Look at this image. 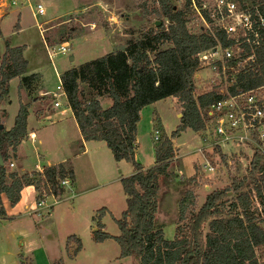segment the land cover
Masks as SVG:
<instances>
[{
    "label": "trees",
    "instance_id": "trees-1",
    "mask_svg": "<svg viewBox=\"0 0 264 264\" xmlns=\"http://www.w3.org/2000/svg\"><path fill=\"white\" fill-rule=\"evenodd\" d=\"M158 1L160 9L155 12L166 21L154 25L140 38L128 40L124 48L61 75L68 106L83 139L105 141L117 161L124 159L134 167L131 175L121 177L127 208L119 218L113 217L120 233L113 235L105 230L102 219L109 210L103 207L93 217L97 225L93 239L96 242L114 239L120 246V257L131 256L140 264H264V218L251 208L254 199L264 205V154L259 150L255 151L245 176H234L228 186L208 193L201 207L189 218L187 210L194 199L191 191L185 194L180 201V223L173 239H166L163 228L156 224L159 180L169 174L175 156L173 140L187 128L203 129L202 110L227 95L215 89L195 94V75L199 70L197 54L212 47L215 38L189 28L188 22L194 15L190 0L182 5L173 0ZM232 1L244 7L249 3L259 4L264 14V0ZM16 26L19 28V23ZM71 39L69 36L61 43ZM257 61L256 71L237 74L235 83L229 86L230 93L264 84V44L258 50ZM27 72L24 47L7 43L0 66L1 218L7 217L3 195L14 206L20 201L22 190L34 185L40 202L42 185L47 195L59 197L66 191L61 180L66 177L72 182L75 180V173L67 162L23 174L8 165L10 151L16 150L28 135L30 102L20 104L14 125L9 129L2 123L7 112L1 105L9 95L13 78L20 77V86L27 89L40 78L38 73ZM82 84L92 91L86 94ZM104 95L112 99L108 107L102 105ZM170 96L177 100L176 108L182 114L180 123L170 135L159 126L163 136L155 145L156 162L146 168L136 157L141 112L145 106ZM41 98L43 96L32 100ZM36 113L40 116L42 109ZM72 241L76 246L70 252ZM67 249L70 257L77 255L82 249L81 238L69 236Z\"/></svg>",
    "mask_w": 264,
    "mask_h": 264
},
{
    "label": "rangeland",
    "instance_id": "rangeland-1",
    "mask_svg": "<svg viewBox=\"0 0 264 264\" xmlns=\"http://www.w3.org/2000/svg\"><path fill=\"white\" fill-rule=\"evenodd\" d=\"M179 1L173 0L178 5H182L185 0ZM39 3L45 8L44 14L38 12ZM2 7L9 9V12L2 24L0 52L5 53L7 43L11 46H23L24 50L26 47V54L29 55L32 65L43 73V79L40 77L36 82H32L30 89L25 88L28 90L26 102L29 100L30 105L37 101L32 100L33 98L43 96L40 94L43 91L56 89L61 79L57 73L62 75L68 69L122 49L128 40L138 39L158 21H166L165 17L161 20L155 12L160 9L158 0H8ZM192 22L189 27L196 30L198 26ZM18 23L21 24L20 30L16 26ZM69 36H72L69 42L70 50L66 53L56 52L50 58L46 45L52 51ZM70 56H74V59L70 60ZM198 72L200 76H195L196 95L213 89L221 92L223 83L218 76L208 69ZM82 87L86 94L92 91L86 84H82ZM13 91L14 85L10 92L14 100L10 106V116L6 126L3 124L8 129L14 124L15 111H19V104L15 101L16 92ZM9 100L8 95L5 101ZM61 100L63 107L67 108L66 98L62 97ZM39 101L44 108L55 109L49 94ZM101 101L104 107L112 103L108 95L101 97ZM154 109L153 104L148 105L138 131L142 139L139 154L141 157L145 156L148 162L151 153L154 154L152 146L163 136L159 131V138H155V130L161 126L158 118L155 119V130L150 124L149 114L152 115ZM157 109L164 117L167 130H175L182 115L177 117L178 109L173 98L159 101ZM202 112L205 127L200 131L189 128L181 138L177 137L179 145L174 147L175 157L171 162L169 174L161 176L159 180L156 224L163 228L165 238L169 240L174 238L180 223V201L185 194L191 191L194 199V204H190L187 210L189 218L201 207L208 193L228 186L234 176H245L248 173L249 158L253 155V150L255 151V144L249 141L247 144H216L214 122L206 108ZM63 122L71 125L68 133L73 144H66L63 140L54 138L47 129L40 134L44 139L42 145L36 144L39 147L38 153L43 154L44 150L49 161H57L78 149L83 150L80 147L81 135L77 132L78 126H74L76 119L70 111L63 121L55 123L54 127ZM93 144L91 140L87 153H81L68 160L76 180L67 187L68 190L66 188L67 192L61 195L64 197L58 204L51 209L44 207L48 210L43 211L34 206L32 213L24 215V219L17 223L0 219V264H140L131 256L120 257V246L114 239L105 245H99L93 239V232L97 228L93 217L99 209L107 207L116 217H120L122 211L127 208V195L121 183V175L125 173L124 167L115 161L105 141H102V147L97 143ZM27 146L29 150L26 151L28 160L23 165L25 169L35 167L39 162L46 163L29 142L25 147ZM13 157L11 161H15L16 155L13 154ZM11 161L8 165L13 170ZM210 166L214 169H209ZM19 167L21 169V166ZM41 191L43 199L50 196L47 195L44 185ZM259 202L254 199L251 208L264 218V205ZM106 214L107 218L102 219L103 223L106 221L105 230L118 235L120 229L112 213ZM208 230L207 225L205 231ZM71 235L80 237L84 246L76 259L70 257L67 249ZM74 242L69 246L70 252L76 246Z\"/></svg>",
    "mask_w": 264,
    "mask_h": 264
},
{
    "label": "built area",
    "instance_id": "built-area-1",
    "mask_svg": "<svg viewBox=\"0 0 264 264\" xmlns=\"http://www.w3.org/2000/svg\"><path fill=\"white\" fill-rule=\"evenodd\" d=\"M190 7L194 17L188 26L192 21L198 26L192 31L208 33L215 38L212 47L197 54L198 71L208 69L218 76L223 83L221 93H227L206 108L214 122L216 144H247L249 141L255 144V151L264 154V84L247 90L239 89L237 93L229 92V86L235 83L238 73L257 70L258 50L264 44V14L260 5L249 3L244 7L232 0H190ZM37 8L39 14L45 13L42 3L37 4ZM46 48L52 58L56 52H68L71 45L66 41L52 51L48 45ZM196 74L198 76L199 72ZM57 75L61 77V74ZM40 94H49L53 106L62 112L69 107H63L61 98H67V95L61 79L55 90ZM155 131V138L158 139L159 130ZM253 155L249 158V167ZM10 165L14 166V163L10 162ZM61 184L67 188L72 181L66 177ZM44 200L39 204H43Z\"/></svg>",
    "mask_w": 264,
    "mask_h": 264
},
{
    "label": "crops",
    "instance_id": "crops-1",
    "mask_svg": "<svg viewBox=\"0 0 264 264\" xmlns=\"http://www.w3.org/2000/svg\"><path fill=\"white\" fill-rule=\"evenodd\" d=\"M6 1H8V0H0V11H1L0 12V37L3 36L2 24H3L4 20L6 19V16H7L8 12H9V9H6V8H3L2 7L3 4L6 3ZM20 27H21V24L19 23V30H20ZM68 42H70V41H68ZM24 51H25L24 56H25V58L28 61V72H27V74L38 73V74H40L41 79H43V73L40 70H38V68L36 66H33L32 65V62H31V59H30L29 55L26 54L27 51H28V49L26 47H25V50ZM3 54H4V51L3 52H0V66H1V58H2ZM13 85H14V91H13V93L16 92V96H15V99L16 100L15 101H17V103L19 104V107H20V104L21 103H28L29 102V100L26 102V100L28 99V98H26L27 95H28V92H27L28 90H26L25 87L24 88H21V86H20V77L13 78L10 81V91H9L10 100H9V102L4 100L2 102V105H1V107L3 109H5L6 112H7V116L4 117V119H3V124L5 126L7 124V119L10 116V112H11L10 111V106H11L12 102L14 101L12 99V95L13 94L10 93L11 90H12V86ZM19 86H20V90H19ZM39 90H40V92H42L41 89H39ZM43 92H48V91H43ZM167 98H173L174 103L177 102L176 98L173 97V96H170V97H167ZM161 100H163V99H161ZM161 100H158V101L152 103L154 105V108L155 109L153 110V112H151L152 115L149 114V116H150V124H151L152 128L155 130V119L158 118L160 120L161 126L164 129V133H166L167 135H170L172 133V131L169 132L167 130V127L165 126L164 117H162L160 111L157 109V104ZM109 104L110 103H108L107 107L110 106ZM30 106L31 107L29 109L30 110V113H29L28 125H27L28 135L17 146L16 150H11L10 151V154H9L10 155L9 161L13 160V158H14L13 157V154L16 155L15 161H11V162L14 163V166H13L14 167V169H13L14 171L18 172L19 174H23L25 172H30L32 170H42L44 166H48L50 164L59 163V162H68V160L70 158H73L75 156H78L81 153H87L88 152V145H89V143H90L91 140L90 141L84 140L83 137H82V135H81L80 129L78 127V131L77 132L78 133L80 132V135H81L80 136L81 137L80 138V140H81L80 147L83 148L82 151H81V149L75 150L73 153L71 152L69 155L62 157L61 159H59L57 161H49V159H47V157H46V154H45V151L44 150H42L43 151V154L38 153L39 147L36 144L39 143L40 145H42V143L44 142V139L40 136V134L45 129H47L46 131L50 132L52 134V136H54V138L61 139L64 142H66V144H68V143L69 144H73V142L71 140H69L70 137H69V133H68L69 132V126H71V125L68 126V124L66 122H63L62 124H59L57 127H54V125L57 122L63 121V118L65 116H67V114L69 113V111L72 114V117L74 119H75V116H74L73 111L71 110L70 107H68L65 112H62L58 108H55L53 110H50V109L44 108V105L41 104V102L39 100L32 102ZM147 107H148V105L145 106L142 109L141 119H140V121L138 123V131H139L141 122L144 119V111L147 109ZM38 109H42V114L40 116L37 115V113H36ZM15 112H16V115H17L18 111H15ZM180 114L181 113L178 112L177 117L180 118ZM74 126L75 127L78 126L77 121L75 122ZM76 130H77V128H76ZM138 131H137V144H138V148H137V152H136V157H137V160L140 163H142L146 168H148V167L153 166L155 164V162H156L155 143L152 146L153 147L152 149L154 151V154L151 153V158H150V161L148 162L146 160V157L145 156L141 157V154H139L140 153L139 152V149H140V147L142 145V139H141L140 135H138ZM187 131H189V128H187L186 130H184L178 138H181L183 136V134L187 133ZM178 138L177 139L175 138L173 140L174 143H175L174 144V147H178L177 145H179L178 142H177L178 141ZM102 141L103 140H93V143H94L93 145H95L97 143V145L99 147L100 146L102 147V145H103V144H101ZM28 142L31 144V146L34 147V149L38 153L37 155H40L41 158H43L46 163H40L39 162V163H36L35 167H33V168H30V169H25L24 168L23 165L28 160V155L26 154V151L29 150V146L25 147ZM183 155L184 154L182 153L181 156H183ZM17 158H19V160ZM115 161H117V160H115ZM117 162H119L122 165V167H124V169H125V171H124L125 173L122 174V175L127 176V175H131L134 172V167H133V165L130 162H128V161H126L124 159L119 160ZM19 166H21V169H19L20 168ZM99 168L100 167L97 165V169H99ZM122 170H123V168H122ZM122 175H121V177H122ZM75 180H76V176H75ZM68 189L69 188H67V190ZM67 190H66V192H67ZM37 195H38V191H37V189L35 188L34 185L27 186V187H25L22 190L20 201L16 205H14V206H12L9 203V200H8L7 196L6 195H3L2 196V200H3V203H4L5 209H6L7 217L6 218H1L0 217V219L10 220L12 223H17V222L21 221L22 219H24V217L26 215H28L29 213H32V208L34 206H35V208H39L40 211L41 210L43 211V209L44 210H48V209H51L52 207H54L56 204H58L59 201L61 199H63V197H64V196L63 197L62 196L61 197H55L54 195H50L47 198H45L43 204H39V201L37 200ZM32 200H33V203H32ZM44 207H47L48 209L47 208H44ZM107 209L109 210V212H107V213H112L111 214L112 217L119 218V217H116L114 215V213L111 211V209H109V208H107ZM105 218H107V214L104 215L103 219H105ZM104 225H105V228H106V221L105 220H104ZM110 240H112V239H107V240L102 241V242H97V244H99V245H105ZM83 247L84 246H83V243H82V249L79 251V253L77 255H75L72 258L76 259L80 255V253L82 252Z\"/></svg>",
    "mask_w": 264,
    "mask_h": 264
},
{
    "label": "water",
    "instance_id": "water-1",
    "mask_svg": "<svg viewBox=\"0 0 264 264\" xmlns=\"http://www.w3.org/2000/svg\"><path fill=\"white\" fill-rule=\"evenodd\" d=\"M161 23V21H158L157 23H156V25H158V24H160ZM74 59V56H70V60H73ZM180 115H182V114H180ZM1 160V159H0Z\"/></svg>",
    "mask_w": 264,
    "mask_h": 264
}]
</instances>
